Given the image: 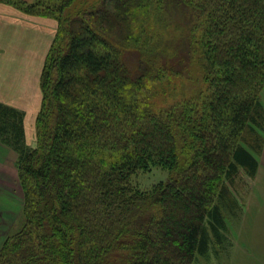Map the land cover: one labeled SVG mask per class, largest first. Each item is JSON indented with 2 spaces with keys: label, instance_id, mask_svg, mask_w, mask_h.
<instances>
[{
  "label": "trees",
  "instance_id": "16d2710c",
  "mask_svg": "<svg viewBox=\"0 0 264 264\" xmlns=\"http://www.w3.org/2000/svg\"><path fill=\"white\" fill-rule=\"evenodd\" d=\"M5 1L57 29L34 146L24 111L0 102L23 193L0 264H192L213 237L225 246L230 185L255 176L263 147L264 0H100L72 12L77 0ZM153 10L174 39L145 38ZM182 47L202 61L206 94L153 112L140 92L183 73ZM153 167L170 177L136 187L132 176Z\"/></svg>",
  "mask_w": 264,
  "mask_h": 264
},
{
  "label": "crops",
  "instance_id": "0c3cea01",
  "mask_svg": "<svg viewBox=\"0 0 264 264\" xmlns=\"http://www.w3.org/2000/svg\"><path fill=\"white\" fill-rule=\"evenodd\" d=\"M56 29L57 21L54 18L27 14L15 4L0 0V101L24 111L25 139L29 145L33 141L29 128L31 117L37 114L42 99L39 85L41 71ZM14 58L17 59L16 63ZM17 156L13 148L0 141V165L16 167ZM0 197L3 199H0L1 216L2 211L13 204L3 194ZM22 204L15 215L11 216L8 226L12 229L22 213ZM243 213L242 226L235 229L232 224L229 225L232 244L228 253L237 248L238 256H246L250 250L264 264V146ZM5 221H0V225ZM8 234L2 238L0 245ZM231 257L233 259V254Z\"/></svg>",
  "mask_w": 264,
  "mask_h": 264
},
{
  "label": "rangeland",
  "instance_id": "374dc122",
  "mask_svg": "<svg viewBox=\"0 0 264 264\" xmlns=\"http://www.w3.org/2000/svg\"><path fill=\"white\" fill-rule=\"evenodd\" d=\"M100 0H77L76 7L71 8V12L75 10H82V9H89L92 6H95L99 3ZM164 16L159 11H152L149 15L148 20L146 21V28L144 29L146 39H149L153 44L154 43H161L164 44L166 39L172 40L175 36L178 35V30L174 28V26H169L166 24V21L163 22ZM199 32L196 33V37L199 39ZM51 46V45H50ZM134 53L128 52V58L130 59L131 63H134ZM181 57L183 61H181ZM189 55L187 53V49L182 47L178 51V57L176 58V67H183V73L181 74H174L167 72L163 78L160 80H151L147 83L146 87L140 92V99H142V104L144 107H149L153 112H160L161 110L168 109L178 103H182L184 101L193 100V98H199L200 94H206V82L204 78V71L202 68V61L197 54V52H193V57L189 60ZM15 59V63L17 59ZM181 62V63H180ZM180 63V64H179ZM40 85V83H39ZM40 91L42 94V89L40 86ZM203 98H199L198 102H200ZM260 99L264 104V89L260 93ZM4 104H7L3 101H0ZM42 99L39 104L38 112L41 108ZM13 106L11 104H7ZM17 108L16 106H13ZM19 109V108H17ZM37 112V114H38ZM32 115L31 123L29 125L30 131L32 134V145L36 144V117ZM25 117V113H24ZM25 126V125H24ZM259 134H263L262 131H259ZM261 136V135H260ZM264 138V134H263ZM29 145V144H28ZM263 146H264V139H263ZM263 150V147H262ZM262 152V151H261ZM261 154V153H260ZM259 156L258 155V165H259ZM0 194L5 196L7 201L12 202L13 205H10L9 209H4L3 214L0 216V221L5 219V223L0 225V232L5 230L4 233H0V242L2 238L6 234H10L16 229H18L22 223V213L18 217L14 228L9 227V221L11 220V216H14L18 210V207L23 203V193L19 184L18 174L16 171V167L12 165H6L5 167L0 165ZM170 177L169 171L160 168V167H153L150 171H139L135 175L132 176L133 184L141 190H149L152 186L160 181H164ZM252 179L246 173H239L236 176L235 182L233 185H230L231 189V198L235 202V208L233 210L234 214L229 213L228 210H225V219L228 226V229L225 231V234L228 237L225 246H221L218 244L214 237L213 243L211 245L210 250L206 254H199L197 253L195 259L193 260L192 264H261L257 257L258 255L253 251H250L246 256H238L237 255V248L233 249L232 252L228 253L229 246L232 244L230 239V228L229 225H233L235 229L238 226H242L243 223V210L244 204L247 198V193L249 192V188L252 183ZM1 200H3L0 197ZM2 202V201H0ZM3 218V219H2ZM2 219V220H1ZM232 221V223H231ZM4 241V240H3ZM3 243V242H2ZM1 243V244H2ZM227 250V252H226ZM248 252V251H247ZM233 254V259L231 255ZM254 256V257H253ZM232 259V260H231ZM231 260V261H229ZM243 262V263H242Z\"/></svg>",
  "mask_w": 264,
  "mask_h": 264
},
{
  "label": "bare ground",
  "instance_id": "6f19581e",
  "mask_svg": "<svg viewBox=\"0 0 264 264\" xmlns=\"http://www.w3.org/2000/svg\"><path fill=\"white\" fill-rule=\"evenodd\" d=\"M231 204V203H230Z\"/></svg>",
  "mask_w": 264,
  "mask_h": 264
}]
</instances>
